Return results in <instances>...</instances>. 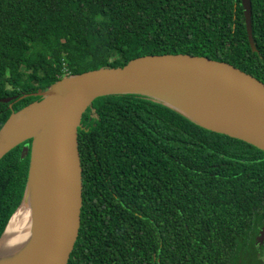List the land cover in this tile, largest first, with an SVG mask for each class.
<instances>
[{"label":"trees","instance_id":"obj_1","mask_svg":"<svg viewBox=\"0 0 264 264\" xmlns=\"http://www.w3.org/2000/svg\"><path fill=\"white\" fill-rule=\"evenodd\" d=\"M250 1L255 52L241 0H0V100L14 98L0 102V129L61 78L148 55L207 57L264 83V0ZM30 147L0 159V237L24 198ZM78 151L67 264H264L263 151L135 94L94 100Z\"/></svg>","mask_w":264,"mask_h":264},{"label":"water","instance_id":"obj_2","mask_svg":"<svg viewBox=\"0 0 264 264\" xmlns=\"http://www.w3.org/2000/svg\"><path fill=\"white\" fill-rule=\"evenodd\" d=\"M241 4L248 42L255 52L251 1L241 0ZM126 94L153 98L209 131L264 152V83L225 62L188 54L148 55L123 67L63 77L32 94L40 100L12 112L0 129V159L31 140L25 195L0 237L1 242L31 188V237L12 264L68 263L82 207L78 151L82 116L97 98ZM35 107L44 110L11 122L14 116ZM28 150L24 144L22 156ZM258 243H264V225L256 238Z\"/></svg>","mask_w":264,"mask_h":264},{"label":"bare ground","instance_id":"obj_3","mask_svg":"<svg viewBox=\"0 0 264 264\" xmlns=\"http://www.w3.org/2000/svg\"><path fill=\"white\" fill-rule=\"evenodd\" d=\"M44 109H37L24 112L21 115L14 116L11 122L24 118L35 111H42ZM33 193L31 188L23 202L14 216L8 228L7 234L0 242V264H12L17 255L26 247L31 237V228L33 222L32 214Z\"/></svg>","mask_w":264,"mask_h":264},{"label":"rangeland","instance_id":"obj_4","mask_svg":"<svg viewBox=\"0 0 264 264\" xmlns=\"http://www.w3.org/2000/svg\"><path fill=\"white\" fill-rule=\"evenodd\" d=\"M260 244L258 243V244H256V246L258 247Z\"/></svg>","mask_w":264,"mask_h":264}]
</instances>
